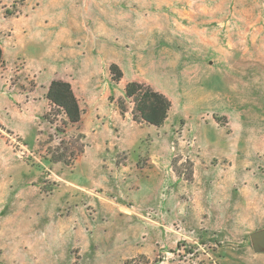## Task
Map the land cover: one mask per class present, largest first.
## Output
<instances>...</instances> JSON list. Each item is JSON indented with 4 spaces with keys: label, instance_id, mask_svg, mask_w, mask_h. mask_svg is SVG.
Wrapping results in <instances>:
<instances>
[{
    "label": "rangeland",
    "instance_id": "374dc122",
    "mask_svg": "<svg viewBox=\"0 0 264 264\" xmlns=\"http://www.w3.org/2000/svg\"><path fill=\"white\" fill-rule=\"evenodd\" d=\"M0 45V264H264V0H0ZM134 82L170 99L162 126Z\"/></svg>",
    "mask_w": 264,
    "mask_h": 264
},
{
    "label": "trees",
    "instance_id": "16d2710c",
    "mask_svg": "<svg viewBox=\"0 0 264 264\" xmlns=\"http://www.w3.org/2000/svg\"><path fill=\"white\" fill-rule=\"evenodd\" d=\"M3 61V49L0 45V69ZM111 72L115 74V81H119L123 77L122 70L116 64L111 66ZM126 95L135 104L133 111L135 120L145 121L154 126H162L165 123L172 107L170 99L165 94L154 90L149 85L134 82L127 86ZM47 97L64 114L65 120L62 121V126L57 127V131L66 134L69 124L79 123L82 117L79 100L71 83L61 79L52 81ZM65 144L66 142L61 140L58 150H63V153L54 157L53 161L71 165L84 152V147L79 145V140L72 142L71 148L64 146ZM68 152L71 154L67 158Z\"/></svg>",
    "mask_w": 264,
    "mask_h": 264
},
{
    "label": "crops",
    "instance_id": "0c3cea01",
    "mask_svg": "<svg viewBox=\"0 0 264 264\" xmlns=\"http://www.w3.org/2000/svg\"><path fill=\"white\" fill-rule=\"evenodd\" d=\"M49 18H51L53 21H50V22H48V21H44L43 23H44V25H45V28H47V29H55V28H57V29H59V30H62V29H64V27L63 26H65V25H69V24H73V21L72 20H70V22L71 23H69V18H68V15L65 13V14H59V15H52L51 17H49ZM31 19H32V16H25L24 18H17L16 20L19 22V21H22L21 23H24L25 25H27L28 27V29L29 30H32L33 29V27H31L30 25H31V23H32V21H31ZM71 19V18H70ZM18 22H16V23H18ZM77 22H79V28L82 30V27H83V25H84V16H83V13L81 12L80 13V19H79V21H77ZM6 23H9V26H11V25H13L15 22H14V20H12L11 22L10 21H6ZM54 25H56V26H54ZM2 49H3V47H2ZM3 55H4V59H5V56H6V52H5V50L3 49Z\"/></svg>",
    "mask_w": 264,
    "mask_h": 264
},
{
    "label": "water",
    "instance_id": "95a60500",
    "mask_svg": "<svg viewBox=\"0 0 264 264\" xmlns=\"http://www.w3.org/2000/svg\"><path fill=\"white\" fill-rule=\"evenodd\" d=\"M251 241L255 253H264V230L253 233Z\"/></svg>",
    "mask_w": 264,
    "mask_h": 264
}]
</instances>
